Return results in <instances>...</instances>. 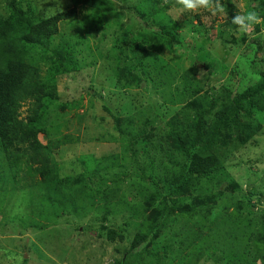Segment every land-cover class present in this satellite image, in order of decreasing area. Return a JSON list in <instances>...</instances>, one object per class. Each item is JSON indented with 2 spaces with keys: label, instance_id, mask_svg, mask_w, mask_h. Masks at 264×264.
<instances>
[{
  "label": "trees",
  "instance_id": "obj_1",
  "mask_svg": "<svg viewBox=\"0 0 264 264\" xmlns=\"http://www.w3.org/2000/svg\"><path fill=\"white\" fill-rule=\"evenodd\" d=\"M117 1L127 4L126 17L139 16L143 22L139 23L140 29L152 35L149 48L144 42L136 41L137 37L132 39L130 30L123 31L122 37L115 39L114 47L120 45L121 53H124L126 44L132 53L130 67L124 61L119 63V52L112 55L110 65L118 81L123 83V79L126 80L123 87L155 82L159 85L157 88L164 90V101L185 102L183 110L171 121H164L157 127L148 119L136 126L133 118L126 120L113 116L112 133L119 135L114 139L120 142V152L112 151L86 160L83 156V160L79 158L81 170L78 174L62 175L55 150L73 137L51 135V130L56 131L57 125L50 116L54 107L67 106L58 102L57 79L61 74L77 70L78 59L73 48L78 43L69 41L60 31V23L76 18L80 7L93 13V16L89 13L92 26L87 28L92 29L99 24L95 18L106 10L107 0H71V7L40 17L30 8L18 6L16 0H8L9 15L0 13V215L3 217L0 221L13 223L14 228L44 229L74 216L73 224L77 223V230L78 223H85L81 230L93 228L96 237L113 245L124 244L121 254V250H117L120 256L114 260L115 264H129L130 257L132 264H136V260L143 256L149 257L152 264H162L163 261L165 264H195L203 256L213 257L218 264H264V208L259 210L260 214L256 213L259 219L252 222L257 204L252 203V195H258L256 202H264V190H247L246 206L236 202L234 210L228 211V204L223 208L218 206L222 189L216 188L214 192L201 186L202 180H216L218 175L224 174L223 161L213 148L221 132L223 136L227 130L225 135L228 138L244 145L262 127V121L259 118L255 120L254 114H261L264 110V71L256 83L239 92H234L227 85H221L219 90L212 86L203 89L196 75L197 60L182 75L173 76L171 67L162 59L157 61V55L161 49L160 39L168 40L169 45L164 43L166 47H173L175 37L161 24V19L167 16V8L175 0ZM250 11L258 14L260 24L264 26V0H259ZM234 16L230 13L224 23L232 30L238 26L232 23ZM155 24L159 25L158 30L153 29ZM218 34L224 37L223 31H218ZM55 38L58 40L54 41ZM223 42L229 43L225 39ZM255 42L258 44L257 57L256 53L263 51L264 45L259 44L258 39ZM151 64L153 72L150 71ZM205 65L208 68L206 62ZM24 105L25 113L21 115ZM211 114L212 119L209 117ZM205 123H208L206 129ZM39 134L45 135V142L39 139ZM167 139L170 145H166ZM137 148L144 154L150 150H154L156 155L164 153L169 161L164 163L163 173L156 172L151 156L146 157L149 163L144 161L146 167L138 164ZM128 150L134 152L129 157L128 168L136 170L133 172V186L129 189L138 193V200L129 205L133 216L128 220L133 222V219L141 218L138 219L140 226L132 237L124 229L106 224L113 211L107 208L108 204L112 208L125 209L123 201L109 199L112 195L126 199L121 186L126 172L113 171L109 177L106 172H101L114 164L116 167L123 165L117 163V158L126 160ZM122 168L126 169L127 165ZM18 172L21 175L18 176ZM17 176L28 178L29 182L19 184ZM226 178L221 177L223 183L230 184L233 189L239 188L237 182ZM216 182L223 187V183ZM105 185L113 190L111 195L105 194ZM188 193L193 199L187 196ZM100 205L105 206L104 210H97ZM216 206L220 209H215ZM134 209L138 210L137 214ZM35 214L47 222L36 220ZM171 216L176 217L171 219ZM229 219L237 222L234 231L226 223ZM172 221L178 222L175 223L176 232L182 237L175 235L172 238L165 234L166 226ZM210 221H215L214 225ZM2 226L4 229L5 225ZM205 229L209 233L206 234ZM233 235L241 239L233 240ZM42 237L47 238H35L42 241ZM208 242L213 245L211 250L219 252L215 256L213 251L205 254ZM9 249L0 247V254L8 259L4 263L0 259V264H15L18 260L26 262L23 253L8 257Z\"/></svg>",
  "mask_w": 264,
  "mask_h": 264
},
{
  "label": "rangeland",
  "instance_id": "obj_2",
  "mask_svg": "<svg viewBox=\"0 0 264 264\" xmlns=\"http://www.w3.org/2000/svg\"><path fill=\"white\" fill-rule=\"evenodd\" d=\"M7 1L0 0V13L5 16L10 13V8L6 4ZM16 1L18 6L20 5L23 9L30 8L38 17L55 13L73 5L71 0ZM219 3L224 6V11H216L215 14L203 7L194 10L185 9L177 0L170 4L167 8V16L161 19V24L166 26L170 34L173 33L175 40H172V48L165 46V44L169 45L167 44L168 40H159L161 41L159 43L161 49L157 55V61L164 60L163 63L166 62V65L171 67L173 76L176 74L180 76L185 72V69L188 70L192 63L197 60L199 62H196L198 66L196 75L199 77L203 89L212 86L215 90H219L221 85H227L234 92H239L256 83L261 77L260 73L264 71V50L256 53L257 57L255 56L256 49H258V44H255L256 39L260 41L259 44L264 45V26L260 23H254L247 30H241L239 25L232 30L224 23L229 19L230 13L244 15L252 10L254 5L259 3V0H219ZM126 5V3H120L117 0H113V2L107 0L106 10L95 18V21L99 24L93 26L92 29L87 28L92 26L91 15L93 16V13L89 12L90 15L86 9H79L80 7L77 8L76 18L60 23V31L68 37L69 41L78 43L73 48L78 59L77 70L61 74L57 79L58 102L67 106L54 107L50 116L51 119L56 120L57 125L55 127L56 131L51 130V135L57 138H61L62 135L73 137L71 141L64 142L55 150L62 175H66V173L78 174L81 170L78 167L79 158L82 157L83 160V156L86 160L87 157L90 159L92 157L99 158L108 153H113L112 151L117 154L120 152V142H118V139H114L119 135L114 136L112 133L114 130L112 127L114 123L113 116L121 119L126 118V120L133 118L136 126L141 125L142 121L148 119L152 121L153 126L157 127L159 124H163L164 121L174 119L185 105V102L179 101L175 103L165 102L163 99L166 97L163 93L164 90L161 91L157 88L159 85H155V82L148 84L141 82L142 84L139 87L135 84L123 87L126 80L123 79V83L118 81L110 65L112 55L119 52V63L123 64L124 61L125 65L130 67L132 53L126 47L128 44L124 46V53H121L118 49L120 45L118 48L114 47L115 39L118 36L122 37L123 31L130 30L132 31L130 32L132 39L137 37L138 40L136 41L144 42L146 47L149 48L150 42H152V35H147L144 30L140 29L139 23L142 24L143 22L139 16L133 14L129 16L130 18L126 17L128 9ZM214 6L215 0H213ZM116 22H118V25L115 24ZM256 25H259L258 29ZM152 27L158 30L159 25L155 24ZM218 31H223L224 37L220 36ZM224 39L229 43H224ZM57 40L58 38L54 39V41ZM127 41H129V38ZM247 47L248 49H246ZM205 62L208 68H205ZM153 69L154 66L151 64L150 71L153 72ZM205 83L208 84L205 85ZM180 89L181 87H179ZM24 109L25 105L22 108L21 115L25 113ZM209 117L212 119V114ZM254 117L255 120L259 118L263 125L257 130L258 134L251 141L246 142L244 145L232 141L225 135V131H227L225 130L224 135L222 136L221 132L215 141L216 143L212 144L225 167L224 174L218 175L216 180L221 184L223 183L221 177L226 176L225 180L228 179L230 182L234 180L239 184V188L233 189L230 184L227 186L225 182L222 185L223 187H220L216 180L208 182L202 180L201 183L203 188L210 191L223 190L218 206L223 208L228 204V211L234 210V203L236 202L240 204L242 202L243 206H246L245 197L249 195L247 190H254L255 188H258V191L264 190V110L261 114H254ZM207 126L208 123H205L204 129ZM203 136L206 138L205 133ZM38 137L45 142L44 134H39ZM232 137L235 138L236 134H232ZM166 141V145H170V141L168 139ZM132 153H134L133 150H128L126 160L120 159L118 156L117 163L123 165L116 167L114 164L108 170H101V172H106L108 177L111 176L113 171H119L122 174L126 172L123 174V182L121 183L126 199H117L118 195H112L109 200L113 202L123 201L125 205L128 204V207L124 205L125 209L122 210L120 207L112 208V205L108 204L107 208L113 211L106 220V224L115 229H124L131 237L137 230L136 228L140 226L138 219H141L131 217L134 221L129 222L128 220L130 216H133L129 210V205L138 200V193L129 189L130 186H133V172H136L135 168H128L129 157ZM148 156H151V159L154 160L156 172L163 173V165L169 161L167 156L159 152L156 155L154 150L144 154L142 150L137 148L136 158L138 164L146 167L145 162L149 163V160L146 159ZM124 164L127 165L126 169L122 168ZM147 168L152 171L150 166ZM146 173L149 174L147 170ZM17 174L19 176L21 172ZM18 176L19 184H23L25 181L29 182L28 178ZM109 184L114 186L111 182ZM114 188H117V185ZM104 192L111 195L113 190L105 185ZM188 195L193 199L191 193H188ZM257 196L252 195V203H257L254 208L252 222L259 219L256 213L260 214L259 210L264 208L263 201L256 202ZM105 200L107 201L108 198L106 197ZM3 204L5 205L6 202H3ZM219 207L216 206L215 209L219 210ZM104 208V205H100L97 210H104ZM137 212L138 210L134 209V213L137 214ZM1 216L0 220L3 218ZM35 216L36 220L42 223L47 222L36 214ZM175 217L171 216L170 218L174 219ZM74 218V216H70L67 221L62 219L60 223L58 222L44 229L14 228L13 223L0 221V247L10 248L6 253L8 257L23 253L22 256L26 258V262L22 263L18 260L15 264H115L114 260L122 253L124 244L113 245L104 238L96 237V230L93 231V228L81 230L82 224L85 223H78L79 230H77L75 226L77 223L73 224ZM248 221H251V219ZM125 222L129 224H125ZM235 222L233 219L226 220L232 231L237 226V222ZM175 223L178 222L172 221L166 226L165 234L168 237L170 235L172 238L175 235L182 237L176 232ZM210 223L214 225L215 221H210ZM3 224L5 225L4 229H2ZM204 231L206 234L209 233L207 229ZM38 236L47 238L42 237L43 240L40 241L35 238ZM232 239L239 240L241 237L233 235ZM124 242H127V240ZM206 246L205 254H211L213 245L208 242ZM151 247L153 249V245ZM118 249L121 250L120 254L117 252ZM225 250H228V248H225ZM213 252L214 256L219 253L217 251ZM236 252H238L237 249ZM0 255V259L3 260L2 263L7 262V257ZM130 258H128V262L132 264L133 260ZM152 262L147 256L136 260V264H152ZM162 264H165V262L163 261ZM195 264H218V261L213 257L203 256Z\"/></svg>",
  "mask_w": 264,
  "mask_h": 264
},
{
  "label": "clouds",
  "instance_id": "obj_3",
  "mask_svg": "<svg viewBox=\"0 0 264 264\" xmlns=\"http://www.w3.org/2000/svg\"><path fill=\"white\" fill-rule=\"evenodd\" d=\"M177 2L188 10L203 7L206 10L212 11L213 14H215L216 11H224V6L219 3V0H215L214 7L213 0H177ZM245 21H247V23H245ZM260 22V17L255 11H248L244 15L237 14L232 18V23L239 25L241 30H247L252 24Z\"/></svg>",
  "mask_w": 264,
  "mask_h": 264
}]
</instances>
